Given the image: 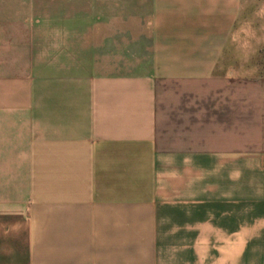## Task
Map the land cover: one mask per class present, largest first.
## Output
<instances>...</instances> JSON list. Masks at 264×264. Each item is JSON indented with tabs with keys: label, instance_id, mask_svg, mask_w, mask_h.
I'll return each mask as SVG.
<instances>
[{
	"label": "crops",
	"instance_id": "1",
	"mask_svg": "<svg viewBox=\"0 0 264 264\" xmlns=\"http://www.w3.org/2000/svg\"><path fill=\"white\" fill-rule=\"evenodd\" d=\"M0 264H264V0H0Z\"/></svg>",
	"mask_w": 264,
	"mask_h": 264
}]
</instances>
